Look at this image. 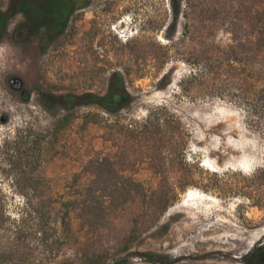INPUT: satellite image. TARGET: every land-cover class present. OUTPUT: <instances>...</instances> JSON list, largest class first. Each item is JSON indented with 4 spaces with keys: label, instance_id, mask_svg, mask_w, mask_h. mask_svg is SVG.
<instances>
[{
    "label": "rangeland",
    "instance_id": "374dc122",
    "mask_svg": "<svg viewBox=\"0 0 264 264\" xmlns=\"http://www.w3.org/2000/svg\"><path fill=\"white\" fill-rule=\"evenodd\" d=\"M9 1L0 0V8L6 9ZM169 6V0H91L74 13L67 31L54 41L34 37L15 42L10 35L0 41V182L17 214L26 205L20 192L34 193L16 180L24 172L38 177L41 183L36 192L60 201L73 190L74 176L90 156L110 153L122 168H128L126 174L154 190L161 177L144 160V142L132 145L124 124L142 122L152 107L167 103L189 129L183 155L165 165L164 176L178 193L163 214L150 210L138 218V238L129 264H245V255L264 243V133L254 130L245 110L228 99L184 94L179 82L191 66L183 60L171 61L163 70L151 66L150 56L143 51L152 42L160 47L170 41ZM22 20L21 13L13 18L10 32ZM181 22L182 17L175 40L181 35ZM231 36L229 30L220 29L217 39L226 44ZM137 37L143 48L139 56L126 45ZM116 68L131 72L127 85L135 96L132 106L120 113L97 106L51 112L40 101L41 91L105 92ZM166 71L170 83L160 88L159 77ZM13 75L25 80L23 94L11 87ZM88 111L97 112L104 122L86 123ZM181 138L175 142L177 152H181ZM86 181L83 178L80 184ZM191 190L208 200L201 204L190 200L198 205L195 215L181 205ZM55 206L58 209L60 202ZM134 216L132 207L115 221L114 228L104 231V241L126 232ZM60 224L45 219L49 238L43 243L32 241L34 262L89 264L81 244L90 241L91 235L77 218H73L71 236L64 235ZM108 258L110 262L112 257Z\"/></svg>",
    "mask_w": 264,
    "mask_h": 264
},
{
    "label": "trees",
    "instance_id": "16d2710c",
    "mask_svg": "<svg viewBox=\"0 0 264 264\" xmlns=\"http://www.w3.org/2000/svg\"><path fill=\"white\" fill-rule=\"evenodd\" d=\"M91 0H10L6 9L0 8V41L10 35L15 42H26L34 37L47 42L62 36L70 26L74 13L89 5ZM171 19L167 23L169 42L156 47L155 42L143 51L139 37L128 41L131 53L141 51L150 56L151 66L162 70L171 62L181 59L191 68L179 82V89L192 98L221 97L228 99L246 112L249 125L264 133V0H169ZM24 20L10 32V22L18 14ZM182 17V30L174 39L177 24ZM231 32V41L223 44L217 39L218 31ZM10 33V34H9ZM160 48V52L158 51ZM130 71L114 69L108 78L105 92H40V101L49 111L72 110L79 106H97L111 114L128 109L135 101L127 85ZM144 74H137L142 77ZM171 80L169 71L162 73L158 83L166 87ZM86 123H102L95 111L84 115ZM130 131L132 145L144 142V160L160 175V184L148 190L132 174H126L113 155H92L75 174L73 190L60 201L50 195L36 192L39 181L35 175L24 172L21 191L25 207L15 214L7 192L0 182V264H36L32 241L43 243L49 238L46 218L60 222L65 236L73 233V218L91 235L81 244L89 264H129L133 243L138 238V218L150 210L163 214L176 201L177 191L164 176L165 165L181 153L189 133L184 122L167 103L162 102L149 111L142 122L124 124ZM177 130L179 134H177ZM181 136L180 151L175 142ZM132 138V139H131ZM186 156H182L185 161ZM86 178L84 185L80 181ZM259 199L263 196L259 193ZM60 207L56 208V203ZM48 207V210L45 209ZM133 207V218L126 232L112 241H104V231ZM56 231H57V227ZM149 255L150 252H143ZM161 257V254H158ZM108 257L110 262H108ZM149 260H155L148 256ZM158 260V259H157ZM245 264H264V243L254 247L244 257ZM58 264H77L64 261Z\"/></svg>",
    "mask_w": 264,
    "mask_h": 264
},
{
    "label": "bare ground",
    "instance_id": "6f19581e",
    "mask_svg": "<svg viewBox=\"0 0 264 264\" xmlns=\"http://www.w3.org/2000/svg\"><path fill=\"white\" fill-rule=\"evenodd\" d=\"M209 163H211V162L209 161ZM200 193H201V192H198V191H195V190H191V192H190V197H188V198H187V195H188V194H184V197H183L184 200L182 201V204H181V205H183V206H185V207H189V208H191L192 211H193V214H194V215L197 214V212L199 211V210H197L198 205H195V204H194L192 201H190V200H195V202H198L199 204L208 201L207 198L204 199V197H203ZM211 200H212V199H211ZM211 200H210V201H211ZM213 204H214V203H213Z\"/></svg>",
    "mask_w": 264,
    "mask_h": 264
},
{
    "label": "water",
    "instance_id": "95a60500",
    "mask_svg": "<svg viewBox=\"0 0 264 264\" xmlns=\"http://www.w3.org/2000/svg\"><path fill=\"white\" fill-rule=\"evenodd\" d=\"M13 90L23 94L26 91L25 80L20 75H13L10 79Z\"/></svg>",
    "mask_w": 264,
    "mask_h": 264
},
{
    "label": "snow or ice",
    "instance_id": "6c2138e0",
    "mask_svg": "<svg viewBox=\"0 0 264 264\" xmlns=\"http://www.w3.org/2000/svg\"><path fill=\"white\" fill-rule=\"evenodd\" d=\"M245 170H248L247 168H245Z\"/></svg>",
    "mask_w": 264,
    "mask_h": 264
}]
</instances>
